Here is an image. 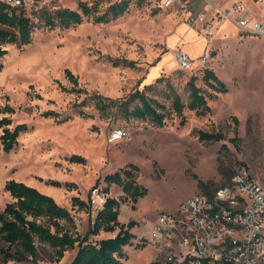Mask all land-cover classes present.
Wrapping results in <instances>:
<instances>
[{
	"label": "rangeland",
	"instance_id": "374dc122",
	"mask_svg": "<svg viewBox=\"0 0 264 264\" xmlns=\"http://www.w3.org/2000/svg\"><path fill=\"white\" fill-rule=\"evenodd\" d=\"M76 1L39 3L75 7ZM243 2L251 15L264 13L262 5L252 0ZM39 3L29 0L25 5L29 10ZM179 23L173 12L156 8L149 0H129L128 10L109 22L94 23L85 18L65 29H38L28 45L8 47L0 68V119L10 118V127L25 123L27 129L18 135L10 151H4L0 143V209L13 200L4 190V183L14 178L52 196L77 217V230L84 234L95 212L91 207H72L71 198L78 196L87 201L92 187L107 186L106 174L131 167L137 182L146 187L145 195L133 202L115 184L110 185L108 195L121 203L120 222L134 223L130 232L135 238L126 247L128 258L123 264H147L160 258L147 242L158 213L173 210L193 193L204 192L197 180L214 190L243 166L264 187V35L242 33L229 20L204 37L203 63L198 62L200 55L192 58L195 62L191 69L182 70L169 57L168 67L155 76H169L174 92L183 100L187 97L188 78L196 76V83L207 93L210 112L205 115L184 108V120L180 122L162 89L157 98L170 111L162 127L142 120L101 118L89 106L83 108L89 115L71 113L67 119L58 120L85 95L77 92V96L70 90L73 85L65 69L78 77L77 87L89 95L125 97L136 87L141 88L143 82L155 79L147 80L149 69L169 50L165 39ZM187 41L185 51L194 54L203 50L201 38ZM205 67L224 82L225 92H215L201 82ZM48 110L59 116L42 114ZM115 127L124 129L125 135L109 142L107 133ZM234 128L237 145L230 140ZM198 130L218 132L224 137L200 140ZM71 155H79L84 161H72ZM109 235L112 233L100 232L92 238ZM6 248L0 239V264H69L74 254V250H67L55 260L48 248L39 247L35 259L4 261L1 249Z\"/></svg>",
	"mask_w": 264,
	"mask_h": 264
},
{
	"label": "trees",
	"instance_id": "16d2710c",
	"mask_svg": "<svg viewBox=\"0 0 264 264\" xmlns=\"http://www.w3.org/2000/svg\"><path fill=\"white\" fill-rule=\"evenodd\" d=\"M35 4L40 0H33ZM129 8V0H77L75 7L61 6L57 3H39L36 8L27 7L24 3L11 4L0 0V68L2 59L8 52L9 46L21 48L32 41L33 33L38 29H65L80 24L83 19H91L94 23H106L123 15ZM65 76L72 83V92L85 93L84 97L76 100L72 111L63 114L59 121L67 119L71 113L89 115L83 108L91 107L101 118L112 116L114 118L148 121L152 125L162 127L170 116V111L165 104L157 98L163 89L170 97V109L184 120L183 110H193L197 115L210 112L207 104L206 92L196 83L197 77L191 75L186 83L187 97L182 99L174 92L170 77L160 75L152 82L143 84L127 96L113 99L98 93L88 94L80 90L78 77L69 69H65ZM201 82L215 92L227 90L224 82L211 68L205 67L202 71ZM210 95V93H209ZM43 115H56L52 110L44 111ZM61 115V113H60ZM11 119H0V143L4 151H10L17 144L18 135L27 129L25 123H17L10 127ZM237 124V119L234 117ZM234 137L230 140L237 145V130L234 128ZM200 140L217 141L224 136L218 132L198 130ZM72 161H84L79 155H71ZM130 166V165H129ZM234 173V172H233ZM232 173V174H233ZM230 174L228 178L232 175ZM227 178V179H228ZM226 179V180H227ZM104 181L107 186L102 188L105 200L102 206L95 211L87 232L80 233L73 214L64 206L59 205L55 199L36 187L23 181L9 178L4 183V190L13 198L0 209V239L7 245L1 249L3 260L35 259L39 247L48 248L55 260H60L65 251L74 250L69 264H123L128 258L126 247L132 245L135 238L130 232L133 222H120L118 219L120 201L109 196V187L112 184L119 186L122 192L135 202L146 193V187L137 182L134 171L130 168H121L119 171L106 174ZM198 185L205 193L211 191L204 182L197 180ZM58 186L57 181H51ZM216 189V188H215ZM214 189V190H215ZM72 207L78 210H88L87 201L73 196ZM100 232H109L112 235L93 239ZM147 264H162L158 260L149 261Z\"/></svg>",
	"mask_w": 264,
	"mask_h": 264
},
{
	"label": "built area",
	"instance_id": "2783aa9c",
	"mask_svg": "<svg viewBox=\"0 0 264 264\" xmlns=\"http://www.w3.org/2000/svg\"><path fill=\"white\" fill-rule=\"evenodd\" d=\"M5 1L16 5L29 0ZM149 1L173 12L204 37L227 20L242 33L264 35V14L260 18L249 15L241 0L227 6L212 0ZM253 1L264 5V0ZM172 54L178 68L193 67L194 59L180 48H173ZM205 58L206 54L198 62ZM124 135V129L115 127L107 139L111 142ZM105 196L99 186L92 187L87 202L94 212ZM147 242L160 254L162 264H264V187L242 166L210 194L193 193L173 210L160 211Z\"/></svg>",
	"mask_w": 264,
	"mask_h": 264
},
{
	"label": "crops",
	"instance_id": "0c3cea01",
	"mask_svg": "<svg viewBox=\"0 0 264 264\" xmlns=\"http://www.w3.org/2000/svg\"><path fill=\"white\" fill-rule=\"evenodd\" d=\"M212 1L216 2V3H220V4L224 5V6H227L234 0H212ZM241 1L243 2V0H241ZM252 2L254 4L262 5L263 9H264V5L263 4L255 2L253 0H252ZM249 15H251V14L249 13ZM262 15L259 16V17L253 16V15H251V16H253L255 18H260V17H262ZM179 38H180V41H179ZM196 38H201V40L203 41V50L201 52H199V53H194V54H191V53L185 51L183 49V46L189 44V42L187 40L188 39H194L195 40ZM185 41H187V42H185ZM165 43H166V47L169 50H167L165 53L161 54L159 59H158V63H156L154 66L150 67L149 73H148V76H147V80H149V81L153 80L155 78V76L157 74H159V71H161L163 67H165V68L168 67V64H169L168 61L169 60H167V59L169 57H173V54L171 53L172 52L171 49L180 48L181 50L186 52L191 58H198L200 55L203 54V52L205 50V47H206V41L204 39V36L199 35V33L195 29L187 26L185 23H182V22L177 24V25H175L172 28L171 33L169 35H167V37L165 39ZM152 70H154V73H151ZM166 70L167 69H165V72L168 73ZM143 84H145V83L143 82Z\"/></svg>",
	"mask_w": 264,
	"mask_h": 264
},
{
	"label": "bare ground",
	"instance_id": "6f19581e",
	"mask_svg": "<svg viewBox=\"0 0 264 264\" xmlns=\"http://www.w3.org/2000/svg\"><path fill=\"white\" fill-rule=\"evenodd\" d=\"M0 185H2L1 182H0Z\"/></svg>",
	"mask_w": 264,
	"mask_h": 264
}]
</instances>
